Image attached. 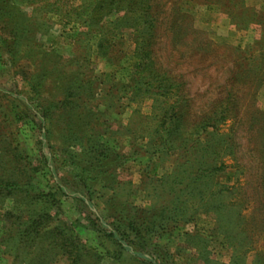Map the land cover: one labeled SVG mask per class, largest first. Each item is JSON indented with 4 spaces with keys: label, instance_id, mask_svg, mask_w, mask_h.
I'll return each mask as SVG.
<instances>
[{
    "label": "rangeland",
    "instance_id": "1",
    "mask_svg": "<svg viewBox=\"0 0 264 264\" xmlns=\"http://www.w3.org/2000/svg\"><path fill=\"white\" fill-rule=\"evenodd\" d=\"M96 1L0 0V264H25L28 251L18 257L3 253L4 228L24 208L1 198L6 183L28 180L39 189L56 188L47 168L32 171L41 166V119L30 109L51 103L47 123L62 125L69 116L67 104L59 105L72 76L84 81L85 90L98 91L87 99L89 106L98 100L105 113L102 100L111 103L110 113L91 121L94 136L108 138L124 157L114 190L95 184L91 211L104 215L113 191L148 213L167 209L172 219L157 243L168 256L165 264H264V0H149L153 64L175 83L166 96L130 92L117 83L133 66L134 33L145 32L140 24L139 30L115 26L117 12L104 13L90 27L85 20ZM103 36L110 42L103 43L105 50L98 47ZM109 91L115 99L105 97ZM81 106L74 116L79 127L87 117ZM60 129L50 141L63 156L67 143ZM158 135L175 146L163 159L146 151ZM80 149L69 147L70 153ZM62 156L49 164L57 180H70ZM176 197L174 213L169 208ZM54 208L91 249L79 264L158 259L152 248L147 261L127 252L114 258L115 247L89 227L90 211L79 208L72 194ZM31 258L30 264H67L46 248Z\"/></svg>",
    "mask_w": 264,
    "mask_h": 264
},
{
    "label": "trees",
    "instance_id": "2",
    "mask_svg": "<svg viewBox=\"0 0 264 264\" xmlns=\"http://www.w3.org/2000/svg\"><path fill=\"white\" fill-rule=\"evenodd\" d=\"M151 6L149 0H97L95 7L91 9L92 12L87 14L90 18L85 22L88 21L87 25L92 27L91 25L94 26L104 13L117 12L115 26L124 25L125 28L137 29L140 24L145 33H134L133 66L129 75L119 78L117 83L121 84V88L130 92L166 96L175 83L167 71H159L153 64L149 46L152 44L155 18L151 12ZM105 42L110 43L108 36H103L100 39L99 49L105 50L106 44H103ZM69 80L64 99L59 105V108H62L67 104V108L63 109L66 110L64 114L69 116L63 119L62 125L59 120L47 123V118L51 117L55 105L45 103L40 110L30 109V113L34 117L41 119L38 127L41 136L38 140L39 164L41 166L32 167V171L36 173L44 167L47 168L56 188L54 190L39 189L28 180L20 182L12 180L6 183L8 189H4L1 198H12L24 208L14 216L16 220L4 228L7 235L1 239V243L4 244L3 253L18 257L19 251L28 250L25 252L27 259L25 264H30L32 254L46 248L64 257L67 264L84 262L91 249L87 248L75 234L72 228L74 226L58 219L54 211V207L59 206L62 197L72 194L79 208L90 211L87 216L89 227L97 232L98 237L112 243L115 247L114 258H121V255L127 252L131 259L139 258L147 261L153 256L149 253L152 248V254L155 252V256L158 258L156 262L152 260L153 264H165L168 256L157 249V243L159 238L164 235L168 221L172 219L167 213V209L162 208L160 213H148L149 209H140L127 200L122 201L113 191L106 199L104 215L91 211L95 184L101 181L102 187L114 190L115 169L121 164L124 157L115 151L114 145L108 138L101 140L94 136V127L91 121H100V115L110 113L111 103L102 100L107 112L101 113L98 110L100 104L98 100L90 106L87 104L88 100L94 99L99 94L98 91L96 89L85 90V83L80 78L72 76ZM113 87L116 88L117 85L114 84ZM100 97H102L101 94ZM105 97L115 99V94L109 91ZM83 103L84 105L81 106ZM86 105L89 106V110L86 109ZM80 106L82 107L81 114L87 117L83 118L84 121L81 120V123L85 122V125L79 127L74 116L80 114L77 110ZM102 123L108 127L109 121H102ZM58 125L61 126L59 129L62 130L63 138L67 143L65 147L61 148L63 156L56 151L58 146L56 147L50 141L54 130H59ZM161 136L158 135L152 143H148L149 148L146 149L150 156L158 155L159 159H163V156H160L175 147L168 138ZM74 145L80 146V152L70 153L69 147ZM58 156L64 157L63 162L71 167L72 179L60 180L61 182L57 180L56 171L54 166L49 164V159L53 160ZM177 201V197L176 200L172 199L173 208H169L174 213L179 210ZM93 261V264H99L96 258Z\"/></svg>",
    "mask_w": 264,
    "mask_h": 264
}]
</instances>
